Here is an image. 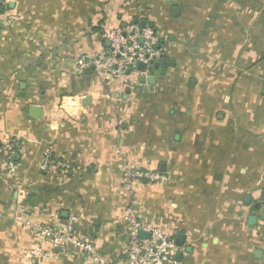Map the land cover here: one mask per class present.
<instances>
[{"label":"crops","instance_id":"obj_1","mask_svg":"<svg viewBox=\"0 0 264 264\" xmlns=\"http://www.w3.org/2000/svg\"><path fill=\"white\" fill-rule=\"evenodd\" d=\"M4 20L0 144L20 150L14 172L0 159V264L29 263L27 223L71 221L103 264H126L129 207L186 237L176 264H264V0H7ZM142 23L175 62L153 92L149 71L79 70ZM126 165L168 181L127 189Z\"/></svg>","mask_w":264,"mask_h":264},{"label":"built area","instance_id":"obj_2","mask_svg":"<svg viewBox=\"0 0 264 264\" xmlns=\"http://www.w3.org/2000/svg\"><path fill=\"white\" fill-rule=\"evenodd\" d=\"M7 0H0V26L5 22L4 11ZM106 40L110 47L102 54H92L79 62V70L93 69L95 74L106 82H127L130 74L137 76L143 73L140 65H146L148 70L152 64L165 58L166 50L163 38L155 29L149 26L140 27L129 24L123 28L110 31ZM20 150L17 142L0 147V159L7 171L14 172L16 164L14 157ZM119 153V151L117 152ZM47 162L43 169L47 168ZM67 164H58L57 169H66ZM124 182L127 189H133L136 184L164 185L167 176L157 170L143 169L136 165H126ZM264 197V196H263ZM264 205V198H263ZM127 233V244L124 249L126 264H176V257L184 253V248L176 244L175 239L157 228L147 227L141 216L129 207L124 216ZM27 229L34 233L36 245L29 253L28 264H55L59 255L66 257L70 264L76 260L82 264H103L102 255L88 240L78 238L73 231V221L64 228H52L35 223H27ZM150 233V238H140V232Z\"/></svg>","mask_w":264,"mask_h":264},{"label":"water","instance_id":"obj_3","mask_svg":"<svg viewBox=\"0 0 264 264\" xmlns=\"http://www.w3.org/2000/svg\"><path fill=\"white\" fill-rule=\"evenodd\" d=\"M168 2H170L171 0H167ZM180 11L179 8H175L174 9V15L177 17L178 16V12ZM142 27L146 26V23H142L141 25ZM110 43L107 42V46H109ZM175 66V62L174 61H169L168 59H163L161 62L158 63H154L152 64V68L149 69V76L148 78L146 77H142L140 79V83L145 86L144 90L145 92H153L154 91V87L157 85L158 79L160 77H163L166 75L167 73V69L169 67H174ZM162 68V69H161ZM139 70L142 73H146L148 70V67L146 65H140L139 66ZM36 110H40V109H36ZM37 111V112H38ZM41 113V111H40ZM150 233H146V232H140L139 233V237L140 238H145V239H149L150 238ZM185 241H186V237L184 235H178L177 239H176V244L180 247H183L185 245ZM182 258V254L179 253L177 255V260H180Z\"/></svg>","mask_w":264,"mask_h":264},{"label":"trees","instance_id":"obj_4","mask_svg":"<svg viewBox=\"0 0 264 264\" xmlns=\"http://www.w3.org/2000/svg\"><path fill=\"white\" fill-rule=\"evenodd\" d=\"M5 8H7V6L5 7ZM137 20H140V19H137ZM137 25H139V24H137ZM140 27H142L141 25H139ZM2 145L0 144V147H1ZM15 160V159H14Z\"/></svg>","mask_w":264,"mask_h":264}]
</instances>
